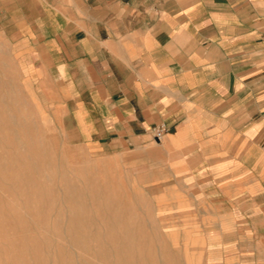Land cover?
<instances>
[{"label": "crops", "instance_id": "0c3cea01", "mask_svg": "<svg viewBox=\"0 0 264 264\" xmlns=\"http://www.w3.org/2000/svg\"><path fill=\"white\" fill-rule=\"evenodd\" d=\"M0 36L69 139L144 172L196 264H264V0H0Z\"/></svg>", "mask_w": 264, "mask_h": 264}, {"label": "rangeland", "instance_id": "374dc122", "mask_svg": "<svg viewBox=\"0 0 264 264\" xmlns=\"http://www.w3.org/2000/svg\"><path fill=\"white\" fill-rule=\"evenodd\" d=\"M0 115V264H118L125 220L131 251L121 264L197 263L187 238L166 232L144 172L126 156L91 154L69 139L20 79L1 36ZM108 197L111 219L103 209Z\"/></svg>", "mask_w": 264, "mask_h": 264}, {"label": "bare ground", "instance_id": "6f19581e", "mask_svg": "<svg viewBox=\"0 0 264 264\" xmlns=\"http://www.w3.org/2000/svg\"><path fill=\"white\" fill-rule=\"evenodd\" d=\"M26 102V101H25ZM22 103V102H21ZM1 116V115H0ZM9 119L11 120V122L12 123H15L16 121H15V117L13 116V114H10L9 115ZM1 123H2V120H1V117H0V126H1ZM2 128V127H1ZM15 134V133H14ZM16 140V144H17V146H19L20 145V141L18 140V138H16L15 139ZM74 149V148H73ZM72 149V150H73ZM80 149V148H79ZM70 151V150H69ZM73 152V151H72ZM76 154V153H75ZM70 157V156H69ZM81 157V156H80ZM72 158V157H71ZM48 160H49V158H48ZM104 160V159H103ZM6 161L5 160H3V165H5L4 163H5ZM98 162V161H97ZM112 162V161H111ZM43 172H44V170H43ZM110 177V176H109ZM17 180H19V178L17 177ZM110 182V181H109ZM121 182V181H120ZM74 184V183H73ZM97 184V183H96ZM122 184V183H121ZM111 185V184H110ZM64 187V186H63ZM68 187V186H67ZM78 188V187H77ZM67 189V188H66ZM65 189V190H66ZM69 191H70V188H69ZM92 194L93 195H95L96 193L93 191L92 192ZM76 195H80V193L78 192V191H76ZM3 199H5V198H3ZM7 202V201H6ZM103 206H104V212H106L108 215H109V217H110V219H111V216H112V200L108 197V198H106V199H104V201H103ZM81 209H79V211H80ZM125 210H127V207L125 206ZM112 222H111V220H109L108 221V223H107V226H108V239H109V241L110 242H113L114 241V233H113V230H112ZM119 224V229H120V232H121V235L123 236V238H124V248H123V252H122V248L121 247H116V245H115V252H116V258H117V263L118 264H121V261H122V259H123V257H126L127 256V254L129 255L130 254V252L128 253V251H131L130 250V248H128L129 246L127 245V242H128V222L125 220L123 223H118ZM12 233H14V232H12ZM116 236V235H115ZM71 246V245H70ZM77 249H79V248H77ZM76 249V250H77ZM81 251V250H80ZM57 261H58V259H57ZM48 262H49V260H48Z\"/></svg>", "mask_w": 264, "mask_h": 264}, {"label": "built area", "instance_id": "2783aa9c", "mask_svg": "<svg viewBox=\"0 0 264 264\" xmlns=\"http://www.w3.org/2000/svg\"><path fill=\"white\" fill-rule=\"evenodd\" d=\"M165 132V128L163 126H159L154 128L153 133L156 138H160Z\"/></svg>", "mask_w": 264, "mask_h": 264}]
</instances>
